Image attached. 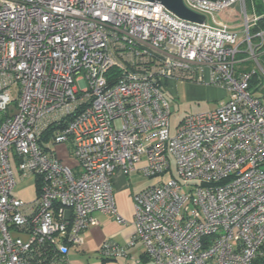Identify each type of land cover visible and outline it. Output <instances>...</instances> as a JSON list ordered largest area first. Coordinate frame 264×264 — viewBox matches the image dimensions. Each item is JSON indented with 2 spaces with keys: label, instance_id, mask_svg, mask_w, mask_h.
<instances>
[{
  "label": "built area",
  "instance_id": "built-area-1",
  "mask_svg": "<svg viewBox=\"0 0 264 264\" xmlns=\"http://www.w3.org/2000/svg\"><path fill=\"white\" fill-rule=\"evenodd\" d=\"M259 1L183 0L198 22L147 0H0V264H68L94 212L124 222L117 169L159 178L132 195L128 247L152 264H264V85L236 67L248 53L264 76ZM234 7L241 31L215 18ZM177 80L227 98L171 135ZM18 174L35 178L33 200L14 195ZM99 252L128 255L111 240Z\"/></svg>",
  "mask_w": 264,
  "mask_h": 264
},
{
  "label": "rangeland",
  "instance_id": "rangeland-1",
  "mask_svg": "<svg viewBox=\"0 0 264 264\" xmlns=\"http://www.w3.org/2000/svg\"><path fill=\"white\" fill-rule=\"evenodd\" d=\"M259 11H261V9H259ZM215 18L217 20L224 21L230 26H235L240 31L244 27L243 15L241 14L238 7L229 8L222 12H219L215 15ZM244 38H245V34L241 32L239 40L241 41ZM262 53L263 51L258 52L259 61H260ZM238 59H244L246 61H244L241 64L239 63L236 64L237 68L238 67L247 68L249 71L256 70L260 76L263 75L256 61L252 59L248 53L239 54ZM260 79H261L260 82L264 85V76L261 77ZM184 81H187V82L179 83V84L177 83L176 86L167 85L168 87L167 86L164 87L165 96L167 100L169 101L170 110H171V114L169 117L171 135H174L176 133L177 125L179 124L181 119H183L185 116L213 110L219 106L221 101L227 98V90L223 87H220L214 84L200 83L197 81H190V80H184ZM192 85L201 87L203 90L206 91V93L193 95L192 90H191V87H193ZM261 93H262V90L256 91V94H261ZM172 168L175 173L176 166L174 162H172ZM36 194H37V189H36L35 178L31 176V177L22 179L18 174L17 184L15 185V188H14V195L26 201H30L35 198ZM134 215H135V205H134V200H133L132 223L136 228ZM109 216H112V215H109ZM113 218L116 221H118L115 217ZM123 219L124 221L126 220L125 217H123ZM134 232L131 234L129 239L120 243V246L126 248V251L128 253L127 256H120L118 258L121 262L127 263V261L138 260L140 257L139 256L140 251L144 250L143 245L140 242H137L134 246L128 247L130 241L133 238ZM144 263L152 264V261L148 259V260H145Z\"/></svg>",
  "mask_w": 264,
  "mask_h": 264
},
{
  "label": "crops",
  "instance_id": "crops-1",
  "mask_svg": "<svg viewBox=\"0 0 264 264\" xmlns=\"http://www.w3.org/2000/svg\"><path fill=\"white\" fill-rule=\"evenodd\" d=\"M187 81L177 80L171 81L167 85L176 86L177 83ZM167 86V87H168ZM193 95L205 94L206 91L201 87L192 85ZM67 145L61 144L57 147L60 157L67 164H73L74 160L70 157ZM145 158L137 164L140 168L145 164ZM159 180L158 177L146 178L140 170L125 174L117 169L113 177V190L116 205L120 214L126 218L124 222L116 221L112 216L102 212H94V216L98 219L96 225L89 227L84 233V244L78 248L70 249L68 253V264H127L121 262L118 258L102 259L99 248L106 240L114 241L118 244L129 239L135 230L132 223L133 220V200L132 195L139 192L144 187L154 184ZM143 251H140V254Z\"/></svg>",
  "mask_w": 264,
  "mask_h": 264
},
{
  "label": "water",
  "instance_id": "water-1",
  "mask_svg": "<svg viewBox=\"0 0 264 264\" xmlns=\"http://www.w3.org/2000/svg\"><path fill=\"white\" fill-rule=\"evenodd\" d=\"M153 2H160L166 6L169 10L174 12L181 18L189 19L198 22H204L206 20L205 15L199 14L197 12L189 9L183 2V0H147Z\"/></svg>",
  "mask_w": 264,
  "mask_h": 264
},
{
  "label": "trees",
  "instance_id": "trees-1",
  "mask_svg": "<svg viewBox=\"0 0 264 264\" xmlns=\"http://www.w3.org/2000/svg\"><path fill=\"white\" fill-rule=\"evenodd\" d=\"M256 3H257V6H258V9H261V8H259V7H261V3H260V1H259V0H256ZM262 27H264V18L261 19V20L259 21L258 25L255 26V27L252 29V32H254V31H256L257 29L262 28ZM260 51H261V52L263 51V53H262V55H261V58H260V61H261V64L264 66V47H263ZM240 54H244V53H240ZM260 78H261V76H260L258 73H256L255 76H254L253 79H252V84H255L256 82L261 81ZM117 244H118V243H117ZM140 256L142 257L143 261L149 259V258L144 254V252H142V253L140 254ZM114 259H115V258H114ZM127 264H128V263H127Z\"/></svg>",
  "mask_w": 264,
  "mask_h": 264
}]
</instances>
